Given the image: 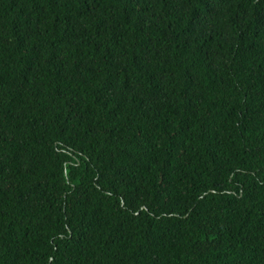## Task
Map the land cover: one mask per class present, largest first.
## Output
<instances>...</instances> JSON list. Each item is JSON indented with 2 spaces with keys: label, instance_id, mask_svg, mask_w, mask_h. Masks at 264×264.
Segmentation results:
<instances>
[{
  "label": "trees",
  "instance_id": "trees-1",
  "mask_svg": "<svg viewBox=\"0 0 264 264\" xmlns=\"http://www.w3.org/2000/svg\"><path fill=\"white\" fill-rule=\"evenodd\" d=\"M0 264H264V0H0Z\"/></svg>",
  "mask_w": 264,
  "mask_h": 264
}]
</instances>
